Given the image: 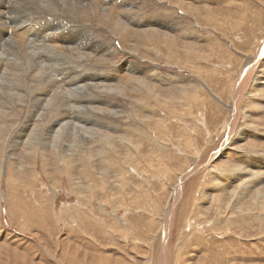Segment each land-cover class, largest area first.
I'll return each mask as SVG.
<instances>
[{
	"label": "rangeland",
	"instance_id": "rangeland-1",
	"mask_svg": "<svg viewBox=\"0 0 264 264\" xmlns=\"http://www.w3.org/2000/svg\"><path fill=\"white\" fill-rule=\"evenodd\" d=\"M177 1L192 5V9L187 11L168 0H128L127 4L129 5L120 6V0H113L115 4L110 5V7L114 9L115 15L113 18H117L119 13L126 11V8L128 10L135 8L133 12L138 13L137 19L141 18V23L155 18L160 24L158 31L171 33L170 35L173 40L175 39L176 45L181 48L191 45L197 51V55H194L191 61H182L181 63L171 60L169 58L170 53L166 52L164 46H162L160 56H157L151 54L149 46H142L134 37L123 45L119 37L113 36L112 29L104 27L103 23L106 22L107 18L105 16L94 17L90 10L80 9L74 12L72 9L66 8L64 14L60 15L62 18L64 17L65 22L71 25L78 23L77 25L93 26L92 31L96 33L95 37L98 38L97 36H99L101 41L110 43L113 49L117 51H115V54L109 52L110 55L106 56L108 64H105L104 67L95 64L92 68L93 73L114 72L112 84L118 85H115L118 89L124 88L122 90H125V94L120 93L122 95L116 93L115 96L104 95L98 97V103L100 101L105 103L104 108L106 107L107 110L111 111L114 109L111 107L113 105L118 114L120 113L119 117L116 116L117 118L110 117L109 114L98 117V119L96 116L93 117L98 122L107 125L108 129L105 128L104 133L112 135V139H115V143L121 149L119 141L122 137L131 136L134 137L132 140L136 141L139 136H144L145 131L152 135L153 121L151 120L156 121L157 117H163L167 120L165 122L169 128L163 130V137L162 135L159 137L165 140L164 144L171 145L169 148L173 151L167 149V151L164 150L160 153L156 145L151 144V146H148L145 142L142 154L147 158L148 163L145 159L141 160L147 173L142 177L140 175V177L144 180V183L147 179L151 182L149 187L144 188V192L146 191L148 195L145 194L144 196H147H143L137 202L127 198L123 199L127 197V192H122L121 198L125 201L123 202L122 200L117 201V197H115L117 191L111 192L110 190L109 193L105 191L101 193L106 199L104 202H100V209L96 204L93 207L87 202H81L82 200L78 199L73 189L69 188L67 177L65 175L57 176V174H54L53 169L50 177V175H43L41 169L38 168V180L33 187L22 186L23 188L20 187L19 189L15 187V190H12L13 192L9 191L4 181H1L0 264H160L161 259L165 257L168 260L170 259V264H264V222L261 223L256 219L251 221L252 224L243 225L244 222H239L236 218L235 222H226L223 218L220 222L214 221V215L217 209L220 208L214 201L218 198L220 201L222 200V211L227 214L229 209H226V205L231 197V189L238 185L237 181L225 175L231 169L241 167L243 172L235 174L241 182L244 179V182H246L250 178L248 172H246L249 171L247 165L262 168L260 164H255L246 157L247 155L257 156L255 154H260V159L264 157V125H261L264 122V112L260 111V106L256 104L259 101L256 99L257 96L253 99L255 101L253 104L239 103V105L243 104L239 107L240 111L237 109L234 112L233 109L227 108L225 105L231 104V100H229L231 98L228 97L230 95L227 92H230L233 86L232 78H241L246 72L251 75L259 73L262 68L258 69V67L260 65L264 66V0H207V3L206 0H187V3L186 0ZM103 2L109 6L110 2L106 0H103ZM31 3V0H27L25 4ZM36 6L35 8H37ZM208 7L211 8V11L207 10ZM43 9L49 11L48 8L44 7ZM214 13L213 20H219V22H214L208 17V14L213 15ZM155 15L156 17H153ZM73 16L75 19H72ZM129 26L132 27L133 35L141 30V27L137 24H130ZM65 32L67 35L66 38L64 37V41L71 40L73 37L68 36V34H73ZM212 40L213 42H211ZM80 48L79 46L78 49ZM228 52L232 60L230 65H226L225 68L222 57L228 55ZM93 55L97 57L100 53H94ZM251 55L254 62L246 64L249 62V56ZM182 60H185V58ZM188 62L194 63L187 65ZM244 62L246 63L242 67ZM76 63L78 67H81V70H87L90 67H85L81 62ZM223 65L224 67L221 68ZM196 66L199 68H196ZM127 67L133 69L132 74L127 70ZM215 73H218V76ZM176 74L177 76H175ZM251 75H249L250 82L253 78ZM136 80H138V83ZM141 80L149 82L148 84L154 87L157 92H159L158 89H161L158 93H162L159 102L155 100V96L152 97L154 94L151 95L142 86V82H139ZM260 80L262 81V78ZM192 81L195 82L196 86ZM121 83H124V87ZM217 83L219 85H216ZM208 88L213 94H217L218 98L221 97L222 104H217L215 99L210 96ZM186 91L192 92L196 96L197 102H191V105H187V107H190L189 116L175 118L171 111L164 108L161 103H164L168 98L170 100L173 95L180 99ZM146 93L149 94L147 98L145 97ZM262 93H264V89ZM140 100L145 102L142 108L140 107L142 106ZM179 102L178 106L187 108L185 106L187 104L186 100L185 103ZM200 102L201 104H199ZM167 105L173 107L171 101L167 102ZM174 107H177V104ZM180 109L184 111L182 108ZM25 110L27 109L25 108ZM26 112V115L21 119V124L27 117L28 111ZM177 115L180 116L178 113ZM140 116L146 120L140 121ZM104 117L105 119H102ZM59 118L62 117L49 119L47 122L52 125ZM197 118L198 120H196ZM183 123L185 127L187 126V134H193L191 137L195 138L193 140L194 148L185 150L181 145L179 147L178 142L181 136L178 135V128H183ZM71 125L68 123L65 125L69 128H65V134L67 131L70 132ZM147 125L149 131L145 128L148 127ZM191 125H195L194 128H191ZM170 127H173V130ZM120 135L121 137H118ZM196 139L198 140L196 141ZM70 141L71 144L77 143V139L74 137ZM89 142L94 144L93 150L96 154L97 168L101 170L104 167L98 154L100 148L93 140L90 139ZM176 144H178V147ZM152 148L155 151L157 150L156 152H159L158 154L162 155L163 158L150 157ZM15 150L13 156L17 160L14 159V161L16 163H26L24 149L16 147ZM242 153L246 158L243 164L240 162ZM186 156H190L189 159ZM74 159L77 161V169L74 172L75 175L71 177H75L79 181L82 180L83 182H81L85 184L87 182L84 181L85 178H83L82 170H80L81 164L85 163L84 157H81L78 153ZM52 162L53 158H51ZM19 163H17V166H19ZM169 170L170 172H168ZM163 173H167L164 178L163 175L161 176ZM260 173H264V170L260 169ZM232 175L234 173H229L227 176ZM133 176L136 175L133 174ZM29 177L32 180L31 176ZM138 179V176L132 180L129 179V185H136ZM162 179H165L164 181L167 183L163 184ZM261 179L264 181V174ZM55 186L60 189L58 188L59 190L55 191L54 194L53 188ZM255 191L257 190L252 192L255 194ZM8 196L10 200L7 201ZM251 200V197L247 198L246 196L241 206H247ZM224 218H227V215ZM120 219H124V221H118Z\"/></svg>",
	"mask_w": 264,
	"mask_h": 264
},
{
	"label": "bare ground",
	"instance_id": "bare-ground-1",
	"mask_svg": "<svg viewBox=\"0 0 264 264\" xmlns=\"http://www.w3.org/2000/svg\"><path fill=\"white\" fill-rule=\"evenodd\" d=\"M31 1H32L31 4H25L27 3V0H0V183L1 181L2 182L4 181L5 185L9 188V191L15 190V187L18 189L22 186L23 187L24 186L33 187L35 182L38 180V176H37L38 168L41 169L43 175L45 176L50 175V177L52 176L51 171L53 169L54 174H57V176L65 175L67 177L69 188L71 190L73 189V192L77 194L78 199L82 200L81 202H87L89 205H92L93 207H95L94 205L96 204L97 207L100 209L101 208L100 202H104V200L106 199L104 198V195H101V193L105 191L106 193H109L110 190L111 192L117 191V195H115V197H117V201L122 200L123 202H125L123 199L127 198L131 201L139 202L143 198V196L147 194L146 191L144 192V188L146 186L149 187L151 185V182L149 181V179L145 180L146 182L144 183V180L141 178L145 173H147L146 169H144V166L142 165V160H141V159H145V160L147 159L142 154L143 146L145 142H147L148 146H151V144L156 145L160 153L164 152V150L167 151V149L171 150L169 148L171 145L166 144V143L164 144L163 142L165 140L159 137L163 134V130L169 128V126H166L167 123L165 121L167 120H165V118L163 117L162 118L157 117L156 121L151 120L153 121L152 135H150L149 132L147 133L145 131L144 136H139L136 141H133L132 139L134 137H131V136L122 137L119 141L120 146H121V149H119V145L115 143L114 141L115 139L114 140L112 139V135L104 133V129L105 128L108 129L107 125L101 122H98L95 118H93L94 116H96V118L98 119V117H102L103 115L105 116L108 114L110 117L120 116V113L118 114V111L113 105L111 107H113L114 109L110 111V110H107L106 107L104 108L105 103L103 102L101 103V101L100 103H98L99 102L98 97L104 96V95L105 96H110V95L115 96L116 93L117 94L124 93L125 90H122L124 88L118 89V87H116L118 85L115 84L116 85L115 86L114 84H112V81L114 80V74H113L114 72L107 71L108 73H105V72L104 73H101V72L93 73L94 70H92L95 64H97L99 67H102V66L104 67L105 64H108V60L106 56L110 55L109 52L115 54L116 50L113 49L110 43L108 44L104 41H101L99 39V36H97L98 38L95 37L96 33L92 31L94 29L93 26L77 25L78 23L76 25L75 24L71 25L70 23L65 22L64 17L62 18L60 15L64 14L66 8H69V9H72L74 12L77 10L79 11L80 9L90 10L94 14V17L105 16L107 20L105 23H103V25H105L104 27H107V28L109 27L110 29H112V31L114 32L113 36L119 37L123 45L127 43L128 41H130L131 38L134 37L135 39L138 40L137 42H139L142 46L144 47L149 46L151 49L150 52H152L151 54H154L157 56H160L161 50L163 49L162 46H164L166 47L165 49L166 52L170 53L169 58L171 60L172 59L175 60L178 63H181L182 61H185V62L191 61V58H193L194 55H197V51H195L191 45L184 46L183 47L184 49L181 48L180 46L175 44V41H174L175 39L174 40L172 39L170 35L171 33L167 34V33L158 31L160 24L158 23V21H156L155 18L149 19L145 23H141L140 22L141 18L139 20L137 19L138 13L135 14L133 12L135 8L130 9V10L126 8V11L124 10V12L119 13L117 18L115 17L113 18V16L115 15L114 9L113 7H110V5L115 4L113 0H106L110 2L109 6L106 3H104L103 0H31ZM127 1L128 0H123L122 2V0H120L119 6L124 5V4L129 5L127 4L128 3ZM168 1H170L172 4L179 5L181 8L187 11L192 9L191 8L192 5L190 6L189 4L182 3L183 1L180 3L177 0H168ZM23 2L24 4H22ZM186 3H187V0H186ZM206 3H207V0H206ZM36 5H39V6L37 7ZM35 6L37 8H35ZM44 7L48 8L49 11L44 10L43 9ZM128 7H132V6H128ZM207 10L211 11V8L208 7ZM68 13H65V14H68ZM213 16H215V13L213 15L208 14V17L212 20H213L212 18ZM153 17H156V15ZM72 19H75L74 16L72 17ZM213 21L219 22V20H213ZM130 24H137V26L141 27V30L138 29L140 32L135 34L136 36L132 34V31H131L132 27L129 26ZM147 26H150V27L148 28ZM65 31L71 32L73 34V35L68 34V36L73 37L71 40L69 39V40L64 41V37L66 38V35H67ZM107 32L110 33L109 31ZM258 41L260 40L258 39ZM211 42H213V40ZM79 46L81 47L80 49H78ZM196 47H197V44H196ZM94 53H100V55L97 57H94L95 56L93 55ZM183 58H185V60H182ZM222 59H223L225 68H226V65H230V62L232 60L231 57L229 56V52H228V55L223 56ZM76 62H81V64L84 65L85 67H88V66L90 67H88L89 69L87 70H81L80 69L81 67H78ZM242 62L243 60L241 61V63ZM250 62L251 63L254 62L252 55L249 56V62L247 63L244 62L242 64V67L245 65V63L250 64ZM189 63H192V62H188L186 64L188 65ZM224 65L221 66V68L224 67ZM130 67H127V70L130 72V74H132L133 69ZM263 67H264L263 65H260L258 67V69L262 68L259 70V73H254L251 75L246 72L244 76L241 75L242 76L241 78L240 77H238L237 79L232 78V83H233L232 88L233 89L231 88L230 92L229 91L227 92L228 95H230L228 97L231 98L229 99L231 100V104L225 105L227 108L229 107L233 109L234 112L237 109L238 111H240L239 107L241 104L239 105V103L246 102L247 104H253L255 102L253 101V99L257 96L256 99L259 101H257L256 104L260 106V107L258 106L260 108L259 110L264 112V93H262L264 89V82H263L264 68ZM82 68L84 69V67ZM196 68H199V67L196 66ZM201 68L203 67L201 66ZM218 73L217 74L215 73L216 76H218ZM220 73L222 74V72ZM249 75L253 76L251 82L249 81ZM175 76H177V74ZM245 77L246 79H244ZM261 78H262V81L260 80ZM120 80L122 79L120 78ZM137 81L138 80H136V82ZM173 81L175 82L176 80H173ZM139 82H142L141 84L147 90V92L151 93V95L154 94L152 97L155 96L156 101L158 102L160 101L161 99L160 96L162 93L160 94L158 93L160 92L161 89L160 90L158 89L159 92H157L154 87L148 84L149 82L147 83L142 80ZM193 83L195 85V82ZM218 83L216 85H219ZM123 84L121 83L122 86ZM248 85L250 86L248 87ZM227 87L229 86L227 85ZM208 91L210 92L209 93L210 96L213 99H215L217 104L219 105L222 104L221 97L218 98L216 96L217 94H213L209 88H208ZM257 91H260V92H257ZM133 95H136V94H133ZM148 95L149 94L146 93L145 97L147 98ZM195 97L196 96L192 92L186 91L182 94L180 99H177V97L173 95L170 100L168 98L164 103H161V104L163 105L164 108H168V110L171 111V113L175 116V118L176 117H186V116H189V113H190V110H189L190 107H187V105L188 106L191 105L192 104L191 102L193 103L197 102ZM185 100L187 101V104L185 105L187 107L186 109L185 107L178 106L179 101H180L179 103L181 102L185 103ZM169 101H171L173 104L172 108L169 107L170 104L167 105V102L169 103ZM143 104L145 105V102L141 101V105H142L140 106L141 108L144 106ZM175 104H177V107H174ZM199 104H201V102ZM248 107L249 105L247 106V108ZM25 108L27 110H25ZM180 108H182L184 111H182ZM216 108L218 109V107ZM24 110H25V113H24ZM176 110H179V111L177 112ZM26 111H28L27 117L24 121H22V124H21V119L24 115H26L27 113ZM177 113L180 114V116H178ZM141 116H140V121L143 122L144 120H146L145 118L142 119ZM57 117H62V118L56 119L52 125L51 123L47 122L49 119H54ZM192 117L194 118V116ZM246 118L248 119V117ZM102 119H105V117ZM63 120H64V123H63ZM196 120H198V118ZM67 123L72 124V125L70 126L71 128L70 132L67 131V133L65 134L64 132L66 131L65 128H68L65 126L67 125ZM252 125H255V124H252ZM261 125H264V122ZM72 126H74L73 129H72ZM194 126L195 125L193 126L191 125L190 127L194 128ZM182 127L183 128L181 127L178 128L179 134L177 132V134L181 136L180 141L178 142L179 147L181 145V147H184L183 149L185 150L188 148L189 149L194 148L195 145L193 144V140L195 138L191 137L193 134L192 135L187 134L186 132L187 126L185 127L184 123ZM145 128L148 130L149 126ZM170 129L173 130V127H170ZM182 129H184L183 130L184 132L182 131ZM181 132L182 134H180ZM72 137L77 139V143L75 144L70 143L71 142L70 139ZM118 137H121V135ZM169 137H171V135H169ZM90 139L93 140V142L97 143L96 145H98L100 148L98 154L102 160L103 167H104L103 169H101L102 171L99 168H97L96 154L94 153V150H93L94 144L91 143L92 141L89 142ZM197 140L198 139H196V141ZM172 143H176V142H172ZM178 144H176L177 147H178ZM16 147H21L24 149V156H26V160H27L26 163L25 162L23 163L22 161H21L22 163L17 162L19 163V166H17V163L14 161V159L17 160V158L13 156L14 153L16 152L15 150ZM150 151H151V154L149 155L150 157H154L158 159L163 158L162 155L158 154L159 152L158 153L156 152L157 150L155 151L152 148V150ZM78 153H80L81 157L82 156L84 157L85 163L81 164L80 170H82V174L84 176L83 178H85L84 181L87 182L85 184L82 183L83 182L82 180L81 182L77 180L75 177H71L72 175H75L74 172L77 169V166H76L77 161L74 159V157ZM244 153L241 154L242 157L240 156L242 158L240 161L242 164L246 160ZM255 155L257 156L247 155L246 157L247 159L251 160L253 163L260 164L262 168H254V167L247 165V168L249 169V171H246V172H248L249 177H250L249 179H247L248 181L244 182L245 180L244 179L241 182L239 177L235 174L237 172H243V169L241 167H236L234 169H231L228 172V174L234 173V175L232 176H227L228 174L225 175L226 177L232 178L234 181H237L238 185L234 187L233 189H231L232 190L231 197L228 199V203L226 205V209H229L228 210L229 212L227 214L222 211L221 204L223 203V201L222 200L220 201L219 198L216 199V201H214L216 205H219L220 207L217 209L214 215V218H215L214 221L220 222L221 219L223 218V220H225L226 222H231V221L235 222V218H236V220L238 219L239 222L243 221L244 222L243 225L247 223H251V221H254L256 219L259 220L261 223L264 222L263 221L264 220V188H263L264 181H262L261 179L264 173H260V169L264 170V157L260 159V156H259L260 154H255ZM50 157L53 158L52 163H51ZM158 159L156 160L157 162L159 161ZM168 172H170V170ZM133 174L138 176L139 179H141V180L138 179L137 184L136 185L134 184V186H132V184L129 185V179L132 180L136 177V176H133ZM166 174L167 173H163L161 174V176L163 175V178H164L166 177L165 176ZM29 176H31L32 180H30ZM164 180H163V184H166L167 182ZM135 181L137 180L135 179ZM58 188H59L58 186H55L53 188L54 194L57 192V190L60 189ZM254 190H257L255 191V194L252 192ZM122 192L123 193L127 192V195H126L127 197H124L122 199L121 198ZM217 194L219 195V193ZM246 196L247 198L251 197L252 200L250 204H247V206H241ZM7 198H8L7 201L10 200L9 196ZM12 202L14 203L13 200ZM225 215H227V218H224ZM118 221L123 222L124 219H120ZM170 263H171L170 259L168 260L165 257L161 259L160 264H170Z\"/></svg>",
	"mask_w": 264,
	"mask_h": 264
}]
</instances>
